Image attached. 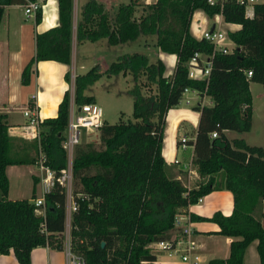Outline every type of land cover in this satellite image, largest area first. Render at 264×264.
I'll return each instance as SVG.
<instances>
[{
  "label": "trees",
  "instance_id": "trees-1",
  "mask_svg": "<svg viewBox=\"0 0 264 264\" xmlns=\"http://www.w3.org/2000/svg\"><path fill=\"white\" fill-rule=\"evenodd\" d=\"M19 2L0 0V16L3 5ZM136 3H117L109 13L102 2L85 0L72 28V0H55L56 23L33 32V53L19 72V82L26 84L30 66L37 60L68 64L72 37L75 42L104 37L107 43L114 44L149 34L153 35L154 47L175 57L169 76L163 75V64L158 58L148 61L138 52L120 54L102 70L105 75H130V118L119 115L112 123L101 120L97 144L84 142L73 149L70 249L82 259V264H152L155 255L147 243L165 239L178 228L174 223L176 210L194 203L211 189H226L231 196L228 214L219 210H213L209 216L187 213L189 220L214 223L215 233L237 237L228 242L226 257L211 258L207 263L239 264L244 246L255 239L257 264H264V227L255 214L264 199V147L246 143L242 138L228 139L223 134L225 129L249 128L248 82H258L264 89V0L253 4L251 17H244L241 7L231 0L224 1L220 9L205 0H153L144 2L135 16ZM196 8L207 16L219 10L223 21L238 25L225 31L232 50L212 53L206 80L188 78L185 73V62L193 51H211L207 40L195 38L188 31L191 12ZM39 17L37 9L33 22H38ZM246 70L250 71L248 75ZM98 74L90 66L73 75L71 97L75 105L94 101L82 89ZM68 76L69 72L64 71L65 82L69 81ZM185 87L210 99V104L191 106L197 111V119L193 137L188 141L189 162L202 179L189 188L168 173L160 154L165 111L177 104ZM68 98L64 89L54 115L38 121L36 138L31 144L54 175L65 162L59 143L64 134ZM6 127L0 113V253L10 250L19 264H27L32 247H61L65 194L53 182L42 194V203L34 205L32 177L28 198H7L4 166L35 163L37 154L27 156L11 148ZM210 131L215 136L210 137ZM175 144H179L178 138Z\"/></svg>",
  "mask_w": 264,
  "mask_h": 264
},
{
  "label": "crops",
  "instance_id": "crops-1",
  "mask_svg": "<svg viewBox=\"0 0 264 264\" xmlns=\"http://www.w3.org/2000/svg\"><path fill=\"white\" fill-rule=\"evenodd\" d=\"M102 2L108 9L111 8L112 0H98ZM144 2H151L153 0H139ZM17 4H5L2 8V13L0 16V28L4 25V36L3 41H0V113H3V119L7 125L6 132L10 137L11 142L18 143L16 147L17 152L20 154H27V156H32V153L28 152V149L32 147V140L36 138L38 124H30L28 122V117L23 115L22 110L26 108L28 110L32 105L35 108V113L39 120L43 117L53 116L55 113L56 103L61 97L62 91L67 89L69 92L70 82H65L63 80L64 71H68L69 75L72 72L73 66V50L70 46L69 63H61L54 60H37L30 66L28 82L26 84H21L19 82V72L23 64L26 62L28 57L33 53V32L41 31L49 26L56 23V12H55V0H47L40 10V17L38 22H33L31 18L29 25H24V32L21 35L20 26L16 29L13 28L12 32H8V22L11 23L10 16L8 14V7L15 6ZM20 7V5H19ZM22 12V8H21ZM79 9H75L74 0H72V17H71V27L73 28L76 19L78 18ZM112 12V11H111ZM23 14V13H22ZM24 16V15H22ZM25 17V16H24ZM22 17V19L24 18ZM4 20V23H3ZM25 20V19H23ZM8 21V22H7ZM26 22V21H24ZM19 25V24H18ZM236 29L238 27L235 24ZM195 29V28H194ZM232 29V30H234ZM189 33L195 38L197 35H193L191 30L188 29ZM9 35L12 37V41H8ZM101 38V37H100ZM104 38V37H103ZM99 39V38H97ZM95 39V40H97ZM105 40V38H104ZM88 41V40H83ZM94 41V40H93ZM75 42L73 37L71 38V44ZM152 44V43H151ZM153 46V45H152ZM156 49L157 58L163 64V75L169 76L172 72L175 57L172 53H167ZM154 49V50H155ZM153 50V51H154ZM71 64V68H70ZM103 64V65H102ZM98 65V63H97ZM102 67L106 66L105 62H101ZM100 66V65H99ZM164 70L167 74H164ZM71 75H74L72 72ZM70 75V76H71ZM69 76V78H70ZM248 82V89L250 88V83ZM92 96L91 94H88ZM186 99L184 102L186 105L167 108L164 114V119L171 123V140H177L179 136H183L186 143L182 146L179 144L180 151L178 156H181L184 150H187L188 159L182 163L181 159L176 156V153L171 152L169 145L168 154H164L165 150L160 148V154L167 164L168 173H172L177 177L182 183L181 177L187 176V171H185V166L187 161L191 156V145L188 143L192 139L194 134V129L197 119V111L193 110L191 106L193 104H210V99L206 95L199 96L192 90L187 89L182 92L181 96ZM207 98L208 103L202 102L203 98ZM93 98V97H92ZM94 100V99H93ZM191 102V103H190ZM195 102V103H194ZM29 104V106H27ZM29 107V108H28ZM252 109V108H251ZM169 116V117H168ZM190 121L193 123V127L190 130H182V132L177 135V130L179 127H183V122ZM189 123V122H187ZM165 129V128H164ZM163 129V131H165ZM226 129L223 130L225 135ZM165 136V134L163 135ZM227 138V137H226ZM233 138V137H232ZM237 138V137H236ZM230 139V138H228ZM243 139V138H242ZM244 142H246L243 139ZM248 143V142H246ZM250 144V143H249ZM177 144H175L176 147ZM264 147V144H256ZM29 146V147H28ZM28 147V148H27ZM183 148V149H181ZM40 152H37V157ZM175 165H174V164ZM172 164L174 166H172ZM172 166V167H171ZM177 166V167H175ZM35 167V168H33ZM171 168V170H169ZM174 168V170H172ZM184 170V171H183ZM195 172V171H194ZM191 171L193 176H197L199 179L195 181L197 183L200 181L196 172ZM4 173L7 180L6 196L9 199L14 198H28L29 192L32 184V177L35 179L33 188L35 196L41 195L40 185L38 183L39 171L35 163H15L7 164L4 166ZM185 175V176H184ZM193 184V186L195 185ZM184 185V184H183ZM36 186H38V193H36ZM188 188V187H186ZM70 198L65 197V212H64V226L61 231V247L59 248H48L46 246H34L29 250V261L27 264H64V253H63V241L64 236H68V221H69V204ZM231 208V196L229 191L226 189H211L205 194L201 195L194 203L187 204L180 209L186 212V215H182L184 218H180L175 221V226L178 228L169 232L165 239L170 240L172 248L165 253V256L171 255L170 263L160 262L155 255V260L152 264H186L184 261L180 260L179 254L185 251L187 246L186 240L192 241L191 247L188 248V253L195 254L197 256V262L201 260L203 252L213 253V248L207 246L203 241L201 236H218L222 238L224 247L220 253H214L211 258H224L228 253V242L231 239L237 238L236 236H226L223 234L215 233L217 226L209 221H192L187 219V213L191 212L196 215L209 216L213 210H219L222 214H228ZM255 214L258 216V220L262 227H264V199H262L257 207ZM186 217V218H185ZM186 227L189 230L188 234L181 231L180 226ZM255 239H251L244 246L241 259L239 264H257L258 258L255 250ZM154 242H151L153 246ZM155 245V244H154ZM158 248V247H157ZM204 250V251H203ZM179 251V253H175ZM164 252H166L164 250ZM177 256L174 257L173 255ZM209 258V259H211ZM208 260V259H207ZM0 264H19L14 258L12 252L9 250L6 253H0Z\"/></svg>",
  "mask_w": 264,
  "mask_h": 264
},
{
  "label": "rangeland",
  "instance_id": "rangeland-1",
  "mask_svg": "<svg viewBox=\"0 0 264 264\" xmlns=\"http://www.w3.org/2000/svg\"><path fill=\"white\" fill-rule=\"evenodd\" d=\"M85 0H74V7L75 9H79L80 5ZM128 0H112L111 8L109 9V13L115 8L117 3L127 2ZM137 3L135 4V9L133 14L136 16L141 12V5L143 4L142 1L135 0ZM15 6L8 7V14L10 16L11 23L8 21V32H12L13 28L16 29L17 26H20L21 35L24 32V25H29L31 21V16H25L21 12V7H19L18 3H15ZM24 15V16H22ZM22 17H24L23 20ZM26 21V22H24ZM217 15L213 13L210 16L205 15L199 8L193 9L190 15L188 29L191 30L193 35L198 34L199 28H208L211 22H214V27L218 26L220 31H227L232 30L236 27L235 23L225 22L223 20L216 23ZM4 23V20H3ZM19 24V25H18ZM199 26V27H198ZM195 28V29H194ZM198 29V30H197ZM4 36V25H1L0 28V41H3ZM12 37L9 35L8 41H12ZM153 35L149 34H138L135 38L131 40H126L123 42H117L114 44H109L104 40L103 37L92 40V41H80V42H73L71 44V49L73 50V66L72 72L82 73L90 66H93V70L97 71L99 74L83 89V94H91L94 102H96L101 109V120L104 122H115L120 115L121 118L126 119L130 118L131 112V96L127 92L128 88L131 87L132 81L130 79V75L128 73H116V74H109L105 75L103 73V67L101 62H105L106 64L113 60L116 56L123 54V53H131V52H138L144 54L148 61H151L157 58L156 49L152 46ZM228 44V42H227ZM155 49V50H154ZM154 50V51H153ZM98 63V65H97ZM100 65V66H99ZM71 68V64H70ZM71 72V74H72ZM70 74V75H71ZM164 74H167L164 70ZM69 75V76H70ZM68 76V77H69ZM72 77L69 78V98L72 96ZM141 78V76L139 77ZM137 80V79H136ZM249 94H250V125L246 131H236L231 129H226L225 135L227 138L237 137L243 138L246 142L250 144H264V89L258 82L252 81L250 83ZM142 92H145L144 89L141 88ZM202 102L208 103L209 101L207 98H203ZM191 103V102H190ZM195 103V102H194ZM186 105L183 102V97H180L177 101V105L171 106L177 108L179 106ZM74 106V104H72ZM75 107V106H74ZM171 107H169L171 109ZM169 117V116H168ZM168 119V118H167ZM163 119L162 124V134H161V142L160 148L165 150L164 154H168L169 152V145L172 144V148L170 146L171 152H175L176 156H178L179 144H174V140H171V123L169 124L168 120ZM189 122V123H187ZM183 122V127H179L177 130V135H179L182 130H190L193 127V123L188 121ZM165 128V129H164ZM163 129L165 131H163ZM79 133V142L77 144H82L84 142H91L94 145L97 144V132H84V128H78ZM165 134V136H163ZM186 143V140H185ZM11 148L16 149L18 147V143L11 142ZM29 147V146H28ZM27 147V148H28ZM183 149V148H181ZM28 152L36 155L34 151L32 152L31 149H28ZM187 150H184L181 156H178L182 163H184L187 159ZM188 162V161H187ZM174 164V163H173ZM172 164V166H174ZM171 166V167H172ZM177 167V166H175ZM35 168V167H33ZM171 170V168L169 169ZM174 170V168H172ZM184 171V170H183ZM185 171H187V176L181 177L185 187H192L195 181L199 178L197 176H193L191 171L194 172V166L189 162L186 163ZM195 173V172H194ZM172 174V173H171ZM202 179V178H201ZM200 179V180H201ZM38 186H36V193H38ZM68 196V191L66 192ZM69 198V197H68ZM176 215H186L185 211H182L180 208L176 210ZM182 224L180 229H182ZM202 241L207 245L213 248V253H206L203 252L201 256V260L198 264H208L207 259L211 258L214 253H220L224 247L223 241L221 237L218 236H201ZM148 248L150 251H153L157 255V259L160 262L170 263L171 255L165 256L164 250L157 248L156 245L153 244L151 246V242L147 243ZM204 251V250H203ZM175 253H179L176 251ZM174 257L177 255L174 254Z\"/></svg>",
  "mask_w": 264,
  "mask_h": 264
},
{
  "label": "built area",
  "instance_id": "built-area-1",
  "mask_svg": "<svg viewBox=\"0 0 264 264\" xmlns=\"http://www.w3.org/2000/svg\"><path fill=\"white\" fill-rule=\"evenodd\" d=\"M47 0H20L18 5L22 8V13L25 16H31L33 18L34 13L37 9L41 10L42 6L45 4ZM207 4H216L220 9L222 3L226 0H205ZM236 5H239L242 10V15L244 17H251L253 12V4L259 3L262 0H231ZM217 21L219 23L221 21L220 12H216ZM211 26V28H210ZM199 27V26H198ZM198 30V29H197ZM207 40L211 45V51L208 54H203L198 51H193L191 55L187 58L186 64V77L195 78V79H203L206 80L210 57L214 51H219L221 53L230 52L233 48L232 42L227 38L224 31H220L218 26L214 27V22H211L208 28H199L198 37ZM228 42V44H227ZM249 70H246V74H249ZM189 88H183L182 92L186 91ZM194 93H196L195 89H190ZM180 94V96H181ZM197 94V93H196ZM186 102V99H184ZM73 101L72 97L68 98L67 105V114H66V123L64 128L63 137L60 140V147L64 152V167L61 168L57 175H54V171L48 166L42 163V157L39 153L36 166L39 171L38 183L40 185L41 195L35 196L32 198V202L34 205H40L42 203V194L47 192L53 182L58 183L64 191V196L68 199L70 198V184H71V174H70V161L73 154V149L75 145L79 142V133L78 128H84V132H97V127L101 123V109L100 106L94 102H82L79 105L72 106ZM29 108V107H28ZM23 115L28 117V122L32 125H36L39 121L35 113V108L32 105L28 110L24 108L22 110ZM209 136H215L214 131L209 132ZM179 144H185V138L183 136L178 137ZM190 159V158H189ZM189 163V160L188 162ZM68 191V196L66 192ZM69 211L73 208V204L71 202V198L68 204ZM184 218L181 215H176L174 217V223L176 220ZM186 218V217H185ZM181 231L185 234L189 233V230L186 227H183ZM63 253H64V264H82V259L70 249L69 245V237L67 235L64 236L63 241ZM154 244L161 250H165L167 254L171 250L172 245L170 240L162 239L154 242ZM187 246L185 247V251L179 254L180 260L184 261L186 264H196L197 256L195 254L188 253V248L191 247L192 241L186 240Z\"/></svg>",
  "mask_w": 264,
  "mask_h": 264
},
{
  "label": "water",
  "instance_id": "water-1",
  "mask_svg": "<svg viewBox=\"0 0 264 264\" xmlns=\"http://www.w3.org/2000/svg\"><path fill=\"white\" fill-rule=\"evenodd\" d=\"M210 28H211V26H210ZM40 213H37V215H39ZM100 244H101V242H100Z\"/></svg>",
  "mask_w": 264,
  "mask_h": 264
}]
</instances>
